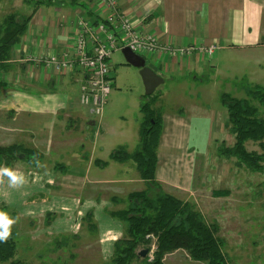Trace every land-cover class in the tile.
I'll use <instances>...</instances> for the list:
<instances>
[{"label": "crops", "instance_id": "1", "mask_svg": "<svg viewBox=\"0 0 264 264\" xmlns=\"http://www.w3.org/2000/svg\"><path fill=\"white\" fill-rule=\"evenodd\" d=\"M44 3L50 5L48 11L41 7ZM44 3L34 13L25 35L14 46L9 60L12 66L8 71L0 72V78L8 82L0 90V145L17 143L36 149L42 154L40 161L45 166L38 168L31 161L24 160L18 161L20 165L11 164L24 172L27 183L20 189L0 186V193L3 199L4 196H12V200L16 198L15 201H18L22 197L27 209L32 206V203H28L35 200V212L39 214H62V210H73L78 220L89 211L86 212L82 201L73 198L74 193L85 188L92 189L88 187L90 182L102 184L107 181L102 178L97 181L90 177V163L82 167H69L59 161L48 164L43 160L50 156L49 152L55 153L53 157L57 155L60 159L73 157L76 153L82 160L90 162L93 159L98 165L107 166L99 163L97 160L100 158L96 157L99 151L105 150V146L95 138L96 133L94 139L91 138L93 129L101 121L97 122L93 118L90 106L84 109L75 102L70 103L67 94L58 88L66 84L68 77L71 79L79 71L58 72L54 66L46 64V58L54 54L61 58L72 49L80 19L102 21L107 11L99 0H79L77 3L71 0H47ZM118 8L129 16L141 32L153 34L161 46L219 44L217 53L212 57L201 54L197 49L190 55L178 56L169 51H155L146 57L147 64L164 80L165 76L175 78L179 74L183 79L203 81L211 73L219 71L221 64L238 63V79H246L245 84H264L262 79L256 80L254 74L249 77L250 71L247 69H262L261 64L264 63V0H118ZM32 57L40 59V63L29 59ZM111 92L104 113L110 105ZM222 114V109L186 111L179 108L162 111L163 126L156 179L163 184L164 190L185 200H194L199 207L200 204L209 207L207 202L211 200L206 196L207 192L225 188L222 173L227 167L226 160L217 157V147L212 148L213 143L222 142L228 146L233 140L225 124V130L223 128ZM121 142L116 148L125 146L131 152L138 145L131 147L129 141L124 139ZM128 161H120V164ZM135 164L133 162L135 175L108 180V183L143 185L141 189L124 193V197L132 191L147 187ZM55 169H61L60 176ZM112 190L114 192L109 191V195L112 192L123 196L120 187ZM46 194L49 199L43 201L42 196ZM93 194L94 198L98 197L97 193ZM88 204L96 205L103 222L114 224L112 227L100 228L101 251L104 255H112L115 241L123 234V227L109 218L111 215L107 212L106 215L103 206L96 204L95 200ZM78 236L81 237V234Z\"/></svg>", "mask_w": 264, "mask_h": 264}, {"label": "rangeland", "instance_id": "2", "mask_svg": "<svg viewBox=\"0 0 264 264\" xmlns=\"http://www.w3.org/2000/svg\"><path fill=\"white\" fill-rule=\"evenodd\" d=\"M44 4L41 7L44 11H48L50 5ZM32 8L33 3H27L25 0H0V21L10 11L28 13ZM110 62L112 65L110 75L113 77L110 105L102 117L93 115V118L97 122L101 121V124L99 127L96 125L91 133L92 139L96 133L95 138L99 139L105 146V150L99 151L96 157L107 161L108 165L102 167L93 159L90 162L82 160L79 158V154L74 151L73 157L62 159L57 158V155L53 157L55 153L49 152L50 156L43 160L48 164L59 161L69 167H80L90 163V177L97 181L100 178L107 181L102 184L90 182L88 187L94 190L85 188L82 190L85 192L76 191L73 197L82 201L86 212L92 211L94 213L99 229L97 232L88 229L89 222L87 221V223L83 216L77 220V214L73 210H62V214H54L53 212L39 214V212H35V200L28 203H32V206L27 209V205H24L21 199L22 197L18 201H15L16 198L12 200V196L10 198L4 196L3 199L2 193H0V204H5L7 211H10L13 216L19 217L15 224L18 231L19 246L17 258L23 260L25 264H106L113 254L104 255L101 251L100 228L102 226L105 228L112 227L114 224L110 221L103 222L96 205H89L88 202L95 200L96 204L103 206V212L105 211L106 214L109 209L121 206L112 202L114 194L111 192L109 195V191L114 192L112 189L120 187L123 193L122 197H124V193L132 189H141L143 186L141 183H108V180L118 177L125 178L136 173L134 161L130 160L120 164V161L111 158V153L114 148L122 143L123 139L129 141L131 147L138 144L139 124L142 119L139 107L142 98L146 95L140 68L126 62L122 49H118L112 54ZM221 65L219 71L211 73L209 78L203 81L192 78L183 79L179 74H176L175 78L165 76V82L155 90V95L158 98L156 107L160 111L179 108H184L186 111L222 109L224 128L227 121V118L225 120L227 108L222 101V94L231 93L234 96L244 97L247 94V84H245L246 79L243 81L236 76L240 70L238 63ZM261 65L262 69L259 67V69L253 70V67H248L247 69L250 71L248 76L251 77L254 74L256 80L260 78L264 81V63ZM82 77V72H76L71 79L67 78L65 85L58 88H61L60 92L67 94L70 103L71 101L72 103L75 102L81 108L86 109L88 106L81 102L80 83ZM13 81L12 79L11 82ZM120 134L123 135L120 136ZM233 142L234 138L228 146H231ZM220 145L222 142L220 144L213 143L212 148L216 149ZM249 147L251 149L259 148L256 143H249ZM235 162V158L226 160L227 167L222 173L225 188L230 187L229 185L233 188L230 187L231 193L226 197L212 199L213 194L210 190L206 194L211 200L207 202L208 208L202 204L199 207L198 203H195L208 222H218L220 225L219 234L226 239L225 249L228 251L230 264H264V173L249 171L243 167L239 168ZM20 163L15 161L13 165H20ZM61 169L54 170L58 176L62 173ZM93 193H97L98 197L94 198L95 194ZM46 195L42 196L43 201L49 199V195ZM200 199L201 197L198 198L199 201ZM71 202L74 203L73 200ZM109 203L110 205L107 206ZM29 213L34 215L28 216ZM109 218L121 224L124 232L123 222L112 216ZM60 225L63 226L62 229L59 228ZM78 234H81V237ZM166 262L167 264H205V261L191 259L180 251L169 254ZM0 264H9V262L0 261ZM134 264L138 263L135 262Z\"/></svg>", "mask_w": 264, "mask_h": 264}, {"label": "trees", "instance_id": "3", "mask_svg": "<svg viewBox=\"0 0 264 264\" xmlns=\"http://www.w3.org/2000/svg\"><path fill=\"white\" fill-rule=\"evenodd\" d=\"M33 3L31 13L10 11L0 21V72L8 71L12 66L14 46L28 30L29 23L36 10L47 0H25ZM50 1V0H48ZM77 3L79 0H71ZM8 82L0 78V90ZM246 96L238 97L223 93L222 101L226 105L228 118L227 130L233 135L231 146L224 143L217 148L221 159H236V165L253 172L264 173V84H247ZM155 92L144 95L141 104V123L139 143L134 151L120 146L111 153L117 161L133 160L147 187L130 192L126 197L114 195L112 202L120 204L108 213L124 225L123 235L114 243V253L106 264H167L169 254L177 251L185 253L205 264H230L226 239L219 234L218 222L210 223L193 200H185L176 194L164 190L163 184L156 179L158 147L163 126L162 111L156 107ZM249 143H256L258 149H251ZM42 154L24 144L0 145V165H11L15 161H31L33 157L40 160ZM101 164H108L98 159ZM231 193L229 188L213 190L214 197H226ZM0 208L6 210L5 204ZM10 212V211H9ZM12 215V213L10 212ZM89 228L98 231L94 213L89 211L83 218ZM15 225L12 236L7 242H0V261L9 264H25L17 258L19 246ZM154 234L157 249L152 261L147 256L139 255L140 251L150 247ZM69 264V263H62Z\"/></svg>", "mask_w": 264, "mask_h": 264}, {"label": "built area", "instance_id": "4", "mask_svg": "<svg viewBox=\"0 0 264 264\" xmlns=\"http://www.w3.org/2000/svg\"><path fill=\"white\" fill-rule=\"evenodd\" d=\"M99 1L107 11L105 18L96 22L80 19L72 49L66 51L61 58L55 54L46 58V64L54 66L58 72H82L81 102L90 106L93 113L99 117L103 116L112 90L110 60L116 50L129 47L146 58L155 51H169L173 55L181 56L190 55L195 49L205 56L212 57L219 49L217 42L195 47L161 46L153 34L141 32L129 16L118 8V0ZM29 59L40 63V59L36 57ZM148 237L151 238V243L147 259L152 261L157 249V240L154 234Z\"/></svg>", "mask_w": 264, "mask_h": 264}, {"label": "clouds", "instance_id": "5", "mask_svg": "<svg viewBox=\"0 0 264 264\" xmlns=\"http://www.w3.org/2000/svg\"><path fill=\"white\" fill-rule=\"evenodd\" d=\"M32 163L42 168L45 165L37 158L33 157ZM27 183L24 172L10 165H0V186L9 189H20ZM19 217L13 216L9 211L0 208V242H7L12 236V228L18 222Z\"/></svg>", "mask_w": 264, "mask_h": 264}, {"label": "water", "instance_id": "6", "mask_svg": "<svg viewBox=\"0 0 264 264\" xmlns=\"http://www.w3.org/2000/svg\"><path fill=\"white\" fill-rule=\"evenodd\" d=\"M126 62L130 65L140 68V72L144 81L146 88V94L151 95L154 93L155 89L164 83V78L155 72L148 64L147 59L139 53H136L129 47H124L122 49ZM149 252L148 248L140 251L139 255L142 257L147 256Z\"/></svg>", "mask_w": 264, "mask_h": 264}]
</instances>
